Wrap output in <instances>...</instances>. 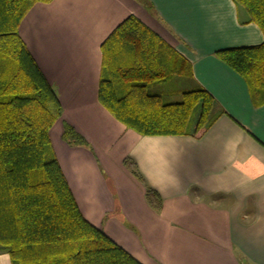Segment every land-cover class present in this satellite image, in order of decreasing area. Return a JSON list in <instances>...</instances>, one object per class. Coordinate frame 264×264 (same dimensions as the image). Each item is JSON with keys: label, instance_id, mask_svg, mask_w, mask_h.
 Returning <instances> with one entry per match:
<instances>
[{"label": "crops", "instance_id": "obj_1", "mask_svg": "<svg viewBox=\"0 0 264 264\" xmlns=\"http://www.w3.org/2000/svg\"><path fill=\"white\" fill-rule=\"evenodd\" d=\"M131 14L190 62L187 88L200 85L214 97L222 113L199 135H140L100 103L101 45ZM19 34L62 105L51 141L89 222L142 264H264V102L215 54L264 41L242 6L52 0L30 8ZM175 81L185 88L184 77ZM65 122L86 145L62 138ZM0 264H11L1 250Z\"/></svg>", "mask_w": 264, "mask_h": 264}, {"label": "trees", "instance_id": "obj_2", "mask_svg": "<svg viewBox=\"0 0 264 264\" xmlns=\"http://www.w3.org/2000/svg\"><path fill=\"white\" fill-rule=\"evenodd\" d=\"M51 1L0 0V250L11 264H142L83 216L53 149L50 131L62 105L19 34L30 8ZM233 2L264 34V0ZM101 50L98 99L140 135L197 136L222 113L200 85L164 89L178 76L187 81L190 62L137 16H127ZM215 54L260 91L257 98L264 102V41ZM173 92L179 99L165 101ZM63 127L66 142L87 144L72 125ZM152 195L148 187L157 207Z\"/></svg>", "mask_w": 264, "mask_h": 264}, {"label": "rangeland", "instance_id": "obj_3", "mask_svg": "<svg viewBox=\"0 0 264 264\" xmlns=\"http://www.w3.org/2000/svg\"><path fill=\"white\" fill-rule=\"evenodd\" d=\"M176 81H171V82H169V83H167V87H169V88H174V89H178V88H180V87H182V85H184V82H179V84H177V83H175ZM189 82H188V80L186 81V85H185V87H188L187 86V84H188ZM178 91V90H177ZM179 95L177 94V92H173L170 96H167L166 98H165V101H167V102H169V101H176V100H178L179 99ZM60 120V119H59ZM56 124V123H55ZM55 130H56V127H55Z\"/></svg>", "mask_w": 264, "mask_h": 264}]
</instances>
